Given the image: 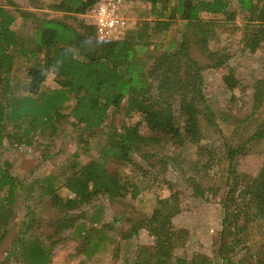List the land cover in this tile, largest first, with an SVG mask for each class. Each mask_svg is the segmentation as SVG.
<instances>
[{"label": "trees", "instance_id": "16d2710c", "mask_svg": "<svg viewBox=\"0 0 264 264\" xmlns=\"http://www.w3.org/2000/svg\"><path fill=\"white\" fill-rule=\"evenodd\" d=\"M129 1L149 2L151 11H155L156 3H161L159 23L142 21L137 28H127L109 40L96 38L92 14L98 0H55L47 6L48 10L72 19L75 27L63 19L22 11L20 17L34 25V36L27 38L11 29L15 16L0 7V148L6 139L21 141L13 130L21 128L23 138L35 131L42 136L44 128L54 134L64 119L77 133L80 131L77 134L79 143L84 146V151H88L86 140L91 141L102 133L109 111L122 104L126 109L127 123L119 129L107 130L103 134L106 146L100 148L96 157L76 166L67 176L63 183L67 197L57 195L53 184L48 186V202L62 214L54 220V234L71 230L83 218V211L95 207L94 201L98 198L124 199L128 195L135 198L146 192L140 189L142 186L137 179L147 180V183L149 180L159 181L160 176L152 173L154 165L150 162L142 165L135 157L144 161L152 159L154 155L146 151L159 147L175 160L188 144L200 143V108L209 110L201 74L205 69H223L230 56L224 48L214 49L206 54V60L201 64L189 55V38L181 34L179 41L170 42L152 57L148 48L154 30L165 34L172 22L179 20L190 26L204 14L226 16L229 2L235 1L245 15L246 25H249L245 30L251 27L249 31H243L241 41L244 48L251 53L264 48L263 0ZM7 5L21 11L11 0H7ZM227 16L234 19V14ZM197 43L200 45V41ZM17 57L24 59L26 64L31 63V66H24L22 78L17 75ZM46 73L53 74L57 89L42 91ZM222 80L229 89L237 82L228 74ZM250 89L253 106L258 109L264 100V81L253 82ZM68 94H72V98ZM71 99L66 113H60L63 104ZM131 113L137 114L138 118L133 120L129 116ZM206 117L211 118L213 114L208 113ZM84 135L88 138L84 139ZM260 139L264 140V131L254 132L247 142ZM23 143L29 142L25 140ZM244 147V144L225 147L229 174L233 173L235 159L242 155ZM199 152L203 153L202 147ZM232 180L234 186L230 187L229 194L233 195L239 178L235 176ZM164 183L171 187L167 181ZM21 185V181L0 167V239L6 234L2 228L11 218V205ZM240 192L246 196L248 221L264 224V166L242 186ZM171 200L174 201V194L158 198L160 209L131 225L132 234H137L139 229L146 230L153 238V245L150 249L142 246L135 250L130 264H170L174 252L184 247L187 234L172 223L179 210L177 205L169 204ZM223 206L225 217L215 257L227 263L230 258L226 254L234 245L227 241L230 231L227 226L228 202ZM33 224V221L26 223L23 234ZM58 242L44 245L35 241L26 247L27 252L22 254L21 261L24 264H49L52 246ZM260 256L264 257V252ZM176 261L177 264H212L209 257L198 253Z\"/></svg>", "mask_w": 264, "mask_h": 264}, {"label": "rangeland", "instance_id": "374dc122", "mask_svg": "<svg viewBox=\"0 0 264 264\" xmlns=\"http://www.w3.org/2000/svg\"><path fill=\"white\" fill-rule=\"evenodd\" d=\"M11 1L21 11L9 7L7 0H0V7L15 16L11 29L22 38L34 36V25L20 17L22 11L40 17L44 15L63 19L64 22L76 26L66 15L47 9L55 0ZM122 2V14L127 19L126 29L137 28L142 21L159 23L161 3H156L155 11H151L149 2ZM263 3L264 0L261 5ZM227 12L234 14L233 20L227 16L228 13L226 16L204 14L190 26L178 20L169 25L165 34L154 30L150 36L148 52L152 57L158 55L163 50L162 47L179 41L181 34H185L189 38V55L197 62L204 64L208 52L222 48L229 54L230 59L223 69H205L201 74L202 89L209 110L200 108V143L188 144L181 156L174 158L175 160L170 159L169 154L159 147L146 151L154 155L152 159L144 161L135 157L142 165L149 162L153 164L152 173L159 175L161 179L149 180L148 183L147 180L137 179L142 186L140 189L143 188L145 193L135 198L128 195L124 199L100 197L94 201L95 207L83 211V218L71 230L54 234V220L62 214L48 202V186L53 184L57 195L61 198L67 197L68 192L63 186L67 176L74 172L76 166H82L90 158L96 157L100 148L106 146L103 134L107 130L119 129L127 123L125 106L122 104L121 107L109 111L102 133L91 141L86 140L88 151H84V146L79 143L77 134L80 131L77 133L64 119L54 134H49V129L44 128L42 136L35 131L33 135L23 138L21 128L13 130L18 136L17 139L21 137V141L4 140L0 148V167L7 169L22 185L15 193L11 218L7 219V225L2 228V232L6 231V234L0 239V264H24L21 258L27 252V246L35 241L49 245L56 240L59 242L52 246L49 264H130L135 250L142 246L150 249L153 245V238L146 230L139 229L137 234H132L131 225L138 224L143 218L149 217L152 211L160 209L158 198H167L173 194L174 201H169V204L177 205L179 212L172 218V223L176 229L185 230L187 235L184 247L174 252L170 264H177V258L188 259L193 253L209 257L212 264L264 262V257L260 256L264 252V224L256 220L248 221L245 215L246 196L240 192L242 186L264 166V140L247 142V138L254 132L264 131V100L255 109L250 97L252 83L257 80L264 81V48L252 53L244 48L241 41L243 31L247 32L251 27L245 30L249 25H246L245 15L237 2L230 1ZM197 41H200V45ZM22 62L24 59L17 57L18 78L24 77V66H31V63ZM227 74L237 80L232 89L222 80ZM57 88L53 74L46 73L41 85L42 91ZM68 96L72 98V94ZM71 102L72 99L67 100L60 113H66ZM208 113L213 114L214 118L206 117ZM129 116L133 120L138 118L135 113ZM84 136V139L88 138ZM25 140L29 143L24 144ZM243 144V153L235 159L234 171L229 174L225 147ZM201 147L202 154L199 152ZM235 176L239 181L232 195L229 194V189L234 186L232 178ZM164 181L172 188L167 187ZM226 201L229 207L227 226L230 228L227 241L231 246L234 245L226 254L230 258L227 263L215 257L223 228V205ZM30 221L34 222L33 226L23 234L25 224ZM13 248L15 250L9 254Z\"/></svg>", "mask_w": 264, "mask_h": 264}, {"label": "built area", "instance_id": "2783aa9c", "mask_svg": "<svg viewBox=\"0 0 264 264\" xmlns=\"http://www.w3.org/2000/svg\"><path fill=\"white\" fill-rule=\"evenodd\" d=\"M121 0H98L92 14L96 38L109 40L121 35L127 27V19L122 14Z\"/></svg>", "mask_w": 264, "mask_h": 264}, {"label": "crops", "instance_id": "0c3cea01", "mask_svg": "<svg viewBox=\"0 0 264 264\" xmlns=\"http://www.w3.org/2000/svg\"><path fill=\"white\" fill-rule=\"evenodd\" d=\"M32 10L36 11V9H32Z\"/></svg>", "mask_w": 264, "mask_h": 264}]
</instances>
